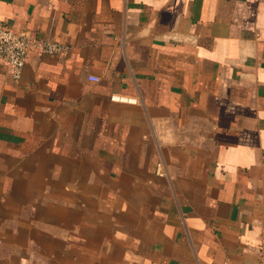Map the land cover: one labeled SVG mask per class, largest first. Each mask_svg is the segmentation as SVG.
<instances>
[{"label": "crops", "instance_id": "0c3cea01", "mask_svg": "<svg viewBox=\"0 0 264 264\" xmlns=\"http://www.w3.org/2000/svg\"><path fill=\"white\" fill-rule=\"evenodd\" d=\"M0 26L69 46L0 65V264H264V0H0Z\"/></svg>", "mask_w": 264, "mask_h": 264}, {"label": "built area", "instance_id": "2783aa9c", "mask_svg": "<svg viewBox=\"0 0 264 264\" xmlns=\"http://www.w3.org/2000/svg\"><path fill=\"white\" fill-rule=\"evenodd\" d=\"M30 52L65 55L69 52V46L41 37L31 38L22 32L0 26V65H5L8 68L14 80L20 77ZM89 79L97 81L98 77L90 76ZM112 98L127 100L126 97L120 95H112ZM156 173L161 176L164 174L161 163H157Z\"/></svg>", "mask_w": 264, "mask_h": 264}]
</instances>
